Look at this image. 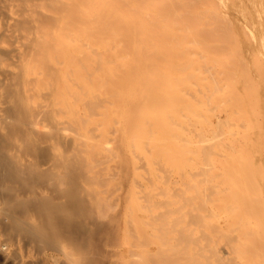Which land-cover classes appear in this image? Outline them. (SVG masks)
<instances>
[{"label": "bare ground", "instance_id": "1", "mask_svg": "<svg viewBox=\"0 0 264 264\" xmlns=\"http://www.w3.org/2000/svg\"><path fill=\"white\" fill-rule=\"evenodd\" d=\"M243 1L0 0L1 248L22 242L37 256L26 264L50 250L76 264L63 242L84 251L99 228L88 168L123 155L193 157L201 198L210 186L217 210L259 227L264 172L247 141L259 150L264 96L239 56L250 42L227 18L233 2L247 16ZM214 14L223 30L205 36Z\"/></svg>", "mask_w": 264, "mask_h": 264}, {"label": "rangeland", "instance_id": "2", "mask_svg": "<svg viewBox=\"0 0 264 264\" xmlns=\"http://www.w3.org/2000/svg\"><path fill=\"white\" fill-rule=\"evenodd\" d=\"M237 4L233 2L227 18L250 42L239 51V56L248 60V73L254 81L260 82L264 96V47L260 48L264 41V0H244L246 17L241 15ZM255 7L259 13L255 12ZM220 11L225 9L217 8V12ZM211 19L214 33L205 32V36L220 34L223 30L217 14ZM251 33L256 37L253 45ZM104 34L106 31L101 30V39ZM93 39L98 36L94 34ZM256 50L262 54L261 61L251 57ZM260 132V151L252 150L250 134L247 153L250 168L256 164L264 172V118ZM97 158L93 159L94 162ZM112 158L100 157L94 163L97 166L88 168V172L95 171V180L91 178L90 184L91 187L97 185L89 190L95 189L92 195L99 194L100 206L97 202L95 207L99 228L92 234L91 243L84 251L75 250L69 242H63V250L70 261L76 264H85L84 259L86 264H264V205L257 212L261 217L259 227L253 228L247 223L242 230L233 218L224 214V210H217L212 204L210 186L203 188L201 198L198 183H204L206 175L195 168L193 157L188 158L189 166L178 157L174 160L175 165H166L164 160L167 157L162 155L152 157L151 164L140 154L134 155L133 160L129 155H123L120 160L115 156L114 162ZM103 160L106 163L111 161V164L105 165ZM2 248L18 254L16 264H26L37 258L35 252L32 254L23 248L22 242L8 243ZM2 248L0 264H13L3 256ZM38 257L43 258L42 264H67L68 261L65 255L51 250Z\"/></svg>", "mask_w": 264, "mask_h": 264}]
</instances>
